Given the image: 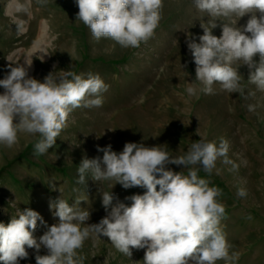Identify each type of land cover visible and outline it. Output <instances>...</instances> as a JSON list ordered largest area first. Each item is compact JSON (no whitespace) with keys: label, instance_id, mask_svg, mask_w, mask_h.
<instances>
[{"label":"rangeland","instance_id":"1","mask_svg":"<svg viewBox=\"0 0 264 264\" xmlns=\"http://www.w3.org/2000/svg\"><path fill=\"white\" fill-rule=\"evenodd\" d=\"M163 4L153 39L138 49L115 45L113 50V41L97 42L89 29L76 21L74 0H48L45 6L36 0H0V79L10 70L9 65L28 67V62L29 76L41 82L50 72L72 70L85 76L99 74L109 85L101 107H80L70 113L67 127L48 153L34 155L35 140L27 134H21L12 148L0 146V223L7 225L18 210L30 208L44 221L37 222L33 233L38 240L58 223L50 201L63 198L71 206L81 199L79 206L90 213L86 225L106 216L103 191H111L120 202L130 205L126 197L143 194L145 189H125L115 181L96 182L91 177L85 185L76 183L82 159L103 156L97 145L111 144L119 153L126 142L143 143L165 147L175 157L186 153L200 136L217 144L223 137L238 170L229 171L231 165L218 160L219 174L214 170L208 176L201 170L198 175L222 190L218 199L226 207V217L221 226L233 246L231 251L240 254L236 264H264V92L247 83L249 70L241 66L247 99L221 91L218 84L214 94L189 96L186 87L195 80V63L186 39L188 33L197 38L203 35L201 23H207L208 18L196 11L193 0H163ZM21 5L28 8L27 13L20 10ZM249 18H240L237 26L246 25ZM212 31L219 37L222 28ZM36 46L41 52H36ZM3 92L0 87V94ZM248 104L260 106L249 112ZM167 167L174 172L183 170L182 165ZM241 187L248 193L244 198L236 196ZM27 251L29 257L19 264H36L35 250ZM144 253V249L133 250L129 259L103 236H90L80 250L84 264H142ZM39 254L45 255L47 250L42 247Z\"/></svg>","mask_w":264,"mask_h":264},{"label":"clouds","instance_id":"2","mask_svg":"<svg viewBox=\"0 0 264 264\" xmlns=\"http://www.w3.org/2000/svg\"><path fill=\"white\" fill-rule=\"evenodd\" d=\"M47 2L37 0L40 6ZM74 2L76 21L82 22L97 42L113 41V50L115 45L138 49L153 39L164 7L163 0ZM193 5L208 21L201 23L203 35H187L195 63V80L188 83L187 94L211 95L218 84L221 91L247 99L241 66L249 70L247 83L264 92V0H193ZM20 10L28 12L23 5ZM245 15L250 17L246 25L238 27L237 21ZM218 26L222 28L219 37L212 31ZM27 65H9L10 70L0 79L4 89L0 94V146L12 148L21 134H27L35 140L33 154L40 156L55 145L74 109L102 106L109 85L99 74L85 76L72 70L50 72L41 82L29 76L31 63ZM247 95L255 96V92ZM259 106L248 104L247 110L255 112ZM229 148L223 137L217 144L202 136L186 153L175 157L165 147L143 143L126 142L119 153L111 144L97 145L103 156L84 157L76 183L85 185L91 177L96 182L115 181L125 189L140 187L144 193L126 197L131 201L127 205L111 191H103L102 206L107 214L91 225L85 223L90 213L79 206L81 199L71 206L63 198L50 201L58 223L38 240L33 233L38 221L44 223L42 216L30 208L18 210L7 225L0 223V261L19 264L29 257L27 249H34L36 264H84L85 257L80 254L84 242L90 236H103L129 259L133 250L144 249L142 264H236L240 254L231 251L233 246L221 226L226 217V207L218 199L222 190L198 175L201 170L208 176L214 170L219 174L218 160L231 165L229 171H237L238 165L228 156ZM173 164L182 165L183 170L174 172L167 167ZM247 195L242 187L236 192L238 198ZM247 218L252 219L250 215ZM42 247L47 254H39Z\"/></svg>","mask_w":264,"mask_h":264},{"label":"bare ground","instance_id":"3","mask_svg":"<svg viewBox=\"0 0 264 264\" xmlns=\"http://www.w3.org/2000/svg\"><path fill=\"white\" fill-rule=\"evenodd\" d=\"M37 1V0H36ZM37 5V4H36ZM35 50H36V52H41V48H39V46H36L35 48H34ZM128 111V110H127ZM146 115V114H145ZM149 125V124H148Z\"/></svg>","mask_w":264,"mask_h":264}]
</instances>
